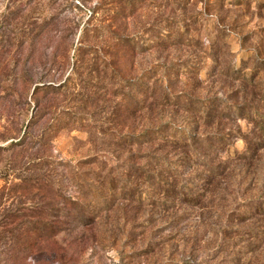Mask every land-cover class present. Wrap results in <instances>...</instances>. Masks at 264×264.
Instances as JSON below:
<instances>
[{"label": "rangeland", "instance_id": "1", "mask_svg": "<svg viewBox=\"0 0 264 264\" xmlns=\"http://www.w3.org/2000/svg\"><path fill=\"white\" fill-rule=\"evenodd\" d=\"M262 204L264 0H0V264H264Z\"/></svg>", "mask_w": 264, "mask_h": 264}, {"label": "trees", "instance_id": "2", "mask_svg": "<svg viewBox=\"0 0 264 264\" xmlns=\"http://www.w3.org/2000/svg\"><path fill=\"white\" fill-rule=\"evenodd\" d=\"M220 42H222V40L221 39H218L217 42L214 43V45L211 47V50L213 52L212 53L213 54L212 56L215 59L219 57V55H218V54H220L219 53V50L222 47H224L223 44L220 45V47H218V44H220ZM168 44L169 43H166V45H168ZM124 45L127 46V44H124ZM129 51L131 52L132 51V48H130ZM229 70H230V68H226L225 69V72H228ZM242 76L244 77V75H242ZM138 83H139L138 84V87H141L142 95L143 96L144 95H148V93H149V91H148L149 90V87L146 85V83H144V82L143 83L138 82ZM157 86H158V84L155 82V87H153L150 90V92L153 91V90L155 91L157 89ZM154 91L152 92V95H153ZM162 98H163V102H164V107H166V108H170V107L173 108V106H175L174 105L175 102L173 100H171L172 95H170L168 93L167 94L165 93V94H163ZM185 101H187V100H185ZM215 102H217V100ZM215 102H213V101H205V102L197 101V102H193V104H191V105L189 103H186L185 102L184 105H182V107H183L182 110H184V113H187V112L196 113L199 117L202 116L201 117L202 119L208 120L209 118H211L213 116H220L221 115V112H217L218 106H217V104L216 105L214 104ZM161 132H163L162 135H160ZM196 132L197 131H194V133L191 132V134L189 136L185 135V137H184V135L181 134V136H183L184 138H180V137H178V134L170 133V131H168L167 128H164L162 130H159L157 133H153L151 135V140H149V141L156 142V143H158L159 141H161V142L158 143L159 145H162V142H163V144L166 143L167 144L166 146H168L170 149H175L178 146L176 144L179 143V142L181 143L182 147L185 146L187 144L188 138L190 139V136H192V138H194V137L197 136V133ZM170 134L175 139L173 141H169L167 143L166 142L167 141L166 139H167L168 135H170ZM142 140H143L142 138L138 137L137 139H134L135 143H133V144H137L138 141H142ZM154 160L157 161L158 158L156 157ZM163 163H165V162H161V163L158 162V164H160V165H162ZM166 170H167L166 175L168 177H173L174 178L176 176L175 175V172L172 171V170H170V169H168V167H166ZM162 190L164 191L163 193H165V192L167 193L168 192V187L165 186ZM184 190H185V188H181L179 190V191H182L178 195L179 197H183L181 194L184 192ZM196 192H198V191H196ZM185 196H189L191 198V202L192 201H195L198 198V197H193L192 193L190 192V189L187 191V193L185 194ZM257 208L259 210V207H257ZM65 211H66V213L64 215V218H65L66 221L67 220H69V221L70 220L71 221H73V220H82V219H84V218H82V215H84V213L87 212V213L90 214V212H88V210H86V207H84L83 205L81 206V205H79V202L76 203V202H74L72 200H67L64 203V212ZM260 212H261L262 215H264V204H262L260 206ZM92 219H93V216L91 218L90 217H86L85 218V220L88 223H90V224L93 223V220ZM49 236L52 237L54 235L51 234Z\"/></svg>", "mask_w": 264, "mask_h": 264}]
</instances>
